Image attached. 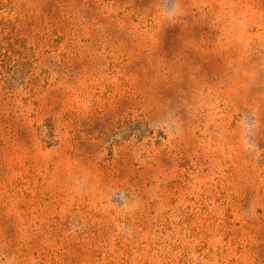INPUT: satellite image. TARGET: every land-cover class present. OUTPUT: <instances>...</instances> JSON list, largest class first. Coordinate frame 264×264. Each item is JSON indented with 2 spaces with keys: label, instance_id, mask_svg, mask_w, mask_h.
Segmentation results:
<instances>
[{
  "label": "rangeland",
  "instance_id": "rangeland-1",
  "mask_svg": "<svg viewBox=\"0 0 264 264\" xmlns=\"http://www.w3.org/2000/svg\"><path fill=\"white\" fill-rule=\"evenodd\" d=\"M0 264H264V0H0Z\"/></svg>",
  "mask_w": 264,
  "mask_h": 264
}]
</instances>
